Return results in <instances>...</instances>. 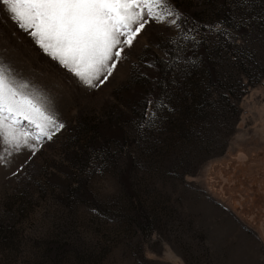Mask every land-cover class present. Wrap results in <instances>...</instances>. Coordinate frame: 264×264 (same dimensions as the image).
<instances>
[{
	"label": "rangeland",
	"instance_id": "1",
	"mask_svg": "<svg viewBox=\"0 0 264 264\" xmlns=\"http://www.w3.org/2000/svg\"><path fill=\"white\" fill-rule=\"evenodd\" d=\"M227 1L169 0L178 27L228 25L238 48L200 47L213 96L225 80L236 112L192 128L178 109L141 128L177 26L149 25L110 82L85 89L0 8V64L55 98L65 124L16 176L24 155L0 151V264H264V3L228 15Z\"/></svg>",
	"mask_w": 264,
	"mask_h": 264
},
{
	"label": "snow or ice",
	"instance_id": "2",
	"mask_svg": "<svg viewBox=\"0 0 264 264\" xmlns=\"http://www.w3.org/2000/svg\"><path fill=\"white\" fill-rule=\"evenodd\" d=\"M0 8L43 54L85 89L106 86L125 50L134 47L149 25L168 24L179 31L169 0H0ZM190 39L181 35L178 42L169 41L171 51L160 62L179 69ZM144 104L145 117H153L149 125H141L147 129L155 126L153 109L163 105L152 97H146ZM64 128L55 98L19 82L9 67L0 64V151L25 157L9 174L22 173L45 142Z\"/></svg>",
	"mask_w": 264,
	"mask_h": 264
},
{
	"label": "trees",
	"instance_id": "3",
	"mask_svg": "<svg viewBox=\"0 0 264 264\" xmlns=\"http://www.w3.org/2000/svg\"><path fill=\"white\" fill-rule=\"evenodd\" d=\"M259 2L262 4L264 0H238V2H236L237 5H234L235 3L233 4L228 0L227 3H225L224 10L230 15L232 11H236L233 10L235 7H238V11L243 12L245 11L242 10L244 8L256 9ZM228 19H231V16ZM225 24L230 23L228 21L225 22ZM231 25L232 24H230V26ZM227 26L218 23H208L204 20L196 22L186 15L183 16L178 27V33L174 37L167 38L164 47L167 52H170L171 45L169 41L175 43L179 41L181 35L189 36L191 39L186 43L185 50L182 52V55L185 57V62L178 69L176 65L169 66L161 63L160 61L164 58L158 60L161 79L160 94L156 100V104L163 105V107L154 108V112L156 113L155 123L171 119L170 113L176 109L183 113L179 121L191 126L190 128L195 127L198 120H212L213 118L210 116L211 112H214L217 108H220L219 111L217 109V116H222L224 121L230 117H228V115H232L236 112L235 103L233 102L235 100V93L231 86L227 87L225 85L226 81L223 80L220 84V94L214 97L212 91L213 82H211L209 68L206 66L202 68V65L206 64L198 55L200 47L210 43L214 45L215 49L226 52L235 51L237 55L236 50H238V48L236 42L230 39L229 27ZM236 28H238V26ZM174 79L176 80L175 84L172 83ZM227 82H229V80H227ZM217 88H219V85ZM164 115H166L167 118H164ZM143 120L151 122L153 117L151 115L145 117V114H143ZM172 121L173 119L169 120V123ZM190 128L183 129L182 133L190 135ZM158 144L157 141H154V143L150 145V153L151 150L155 151V149H157Z\"/></svg>",
	"mask_w": 264,
	"mask_h": 264
}]
</instances>
